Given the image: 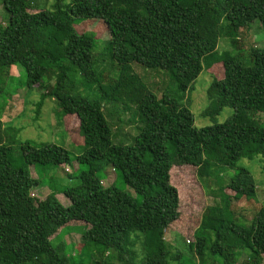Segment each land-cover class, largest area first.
<instances>
[{
	"label": "trees",
	"instance_id": "obj_1",
	"mask_svg": "<svg viewBox=\"0 0 264 264\" xmlns=\"http://www.w3.org/2000/svg\"><path fill=\"white\" fill-rule=\"evenodd\" d=\"M3 6L9 19L0 23V69L21 66L27 89L41 96L37 117L52 99L65 124L77 120L86 148L75 158L84 166L79 175L64 171L79 180L77 186L62 185L54 175L43 183L29 167L64 170L72 153L25 141L17 160L0 121V264H73L68 245L54 242L74 224L85 226L91 264H182L183 252L166 240L182 217L183 196L173 175L182 167L194 168L201 186L199 178L214 187L220 181L209 178L216 167L237 169L226 186H207L216 203L205 209L189 241L198 264H239L244 255L241 264H263L264 207L246 218L234 206L256 199L258 191L238 163L261 156L264 171V123L258 118L264 115V48L250 49L249 67L234 54L251 24L258 20L264 28V0H54L52 10L38 9L32 0H3ZM77 19L107 25L115 77L106 79L96 68L95 39L75 31ZM222 38L232 50L219 51ZM135 63L167 73L175 95H155L134 72ZM218 65L223 79L211 82L202 114L214 123L197 128L187 95L202 72ZM226 108L233 115L217 123ZM127 114L128 123L139 124L135 135L124 132ZM107 168L137 198L105 188L99 174ZM44 184L51 193L44 200L32 197Z\"/></svg>",
	"mask_w": 264,
	"mask_h": 264
},
{
	"label": "rangeland",
	"instance_id": "obj_2",
	"mask_svg": "<svg viewBox=\"0 0 264 264\" xmlns=\"http://www.w3.org/2000/svg\"><path fill=\"white\" fill-rule=\"evenodd\" d=\"M38 9L52 10L54 0H32ZM9 14L5 11L3 0H0V23L6 24ZM75 31L79 35H88L95 39V48L93 51L96 68L102 73L106 79H111L117 74V65L113 61L108 43L110 41V31L107 25L100 19H77L74 23ZM239 50L234 55H240V59L244 66H251L249 51L252 47L264 48V28L260 21L251 24V29L243 31L240 35ZM232 50L228 40L221 39L219 42V51ZM236 50V49H235ZM136 74L143 79L150 91L155 95L161 94L168 90L169 95H175L174 87L170 85V77L162 70H148L139 64L132 65ZM223 79V67L215 66L210 71H204L193 85V91L187 95V99L191 103V112L195 118L197 128L213 125L214 122L210 118L203 117V112L209 105L207 90L213 79ZM26 72L17 65L11 70L0 69V85L3 87V95L0 98V121L7 128L8 140L6 144L12 145L14 148V158L18 160L20 142L30 141L33 144L53 143L61 146L72 153V163L62 169H42L38 167H29L31 176L43 183H47L48 178L52 175L59 179V183L66 186H77L80 182L77 179L71 180L65 172L74 177L78 176L84 166L76 161V156L85 150V142L83 136L78 131L77 120H70L66 124L59 117L58 107L52 99H47L41 111V115L37 117L36 104L40 101V93L37 91L29 92L26 87ZM92 97V96H91ZM186 101L188 102V100ZM186 102V103H187ZM233 115V110L226 108L221 115L216 118L217 123H224ZM127 125L124 126V132L135 135L136 123H128L132 119L127 114L122 117ZM264 123V115L258 116ZM18 132V133H16ZM238 167L249 170L257 182V198L242 199L235 204L234 210L236 214L251 218L253 213L264 207V171L262 169L261 156L253 160L242 159L238 163ZM65 171V172H64ZM237 169H227L216 167L209 179L220 181L219 186H226L233 178ZM174 183L179 188L182 196L181 212L182 217L175 225H173L166 233V240L176 246L184 254L182 264H198L195 254L190 249L189 241H194V233L201 226L204 211L207 207L213 206L216 199L209 196L207 186L211 188L219 187L206 185L207 179L199 178L202 186L196 178V170L194 168L182 167L173 173ZM102 184L105 188L116 187L121 191L136 197V194L130 189L120 178L119 173H115L111 168L99 174ZM189 180V181H188ZM212 181V180H211ZM214 182V181H212ZM213 186V187H212ZM204 188V189H203ZM205 190V191H204ZM51 193L50 189L40 186L32 190L34 198L44 200ZM59 201L65 206L70 205L69 200L63 195H57ZM140 200V199H139ZM244 218V219H246ZM85 230L83 224H74L64 229L59 238L54 242L58 245L64 242L68 245L69 255L73 264H91L93 260V248H87L83 244L82 235ZM71 248V252H70ZM137 250L143 255L141 242L137 244ZM246 258L244 255L239 264ZM264 264V260H263Z\"/></svg>",
	"mask_w": 264,
	"mask_h": 264
},
{
	"label": "built area",
	"instance_id": "obj_3",
	"mask_svg": "<svg viewBox=\"0 0 264 264\" xmlns=\"http://www.w3.org/2000/svg\"><path fill=\"white\" fill-rule=\"evenodd\" d=\"M31 195H32V197H34V194L31 193Z\"/></svg>",
	"mask_w": 264,
	"mask_h": 264
}]
</instances>
